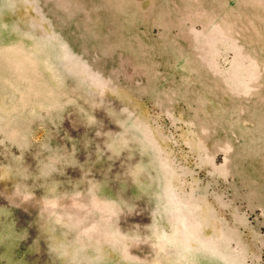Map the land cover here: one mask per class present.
I'll use <instances>...</instances> for the list:
<instances>
[{"label":"rangeland","instance_id":"obj_1","mask_svg":"<svg viewBox=\"0 0 264 264\" xmlns=\"http://www.w3.org/2000/svg\"><path fill=\"white\" fill-rule=\"evenodd\" d=\"M93 183L136 264H264V0H0V264H61L43 199L74 243Z\"/></svg>","mask_w":264,"mask_h":264},{"label":"clouds","instance_id":"obj_2","mask_svg":"<svg viewBox=\"0 0 264 264\" xmlns=\"http://www.w3.org/2000/svg\"><path fill=\"white\" fill-rule=\"evenodd\" d=\"M7 7V6H6ZM16 29H13L15 32ZM20 44L17 42L12 47H19ZM97 95L100 96V90L94 88ZM90 123H94V119ZM128 129L125 128V133ZM6 142L11 146L19 147L13 142L12 137H6ZM109 149L114 153L126 147V141L123 140V136L114 140L108 145ZM65 157H50L49 162L44 164L41 168L40 175L44 178L50 176L54 171V165L59 163L61 160H65ZM143 169L137 167L131 172V176L135 183L139 185V176ZM144 189L143 185H139ZM100 190V186L93 183L90 201L92 212L98 215L99 219L86 233H84L83 239H78L74 243H66L63 240L57 239L53 234L55 232V226L61 224V218L56 216L53 209L57 206V202L54 199H43L47 201L44 205L47 212L45 223L43 226V232L45 235L46 242L49 246V252L61 261V264H136L132 260L131 249L138 246L144 241L138 234H126L122 233L117 227L118 217L121 215L122 208L126 207V204L117 203L115 201H101L95 193ZM22 202L26 203L32 199V194H28L27 199L21 197ZM42 201V202H43ZM53 202L55 207H53ZM169 205L171 209L179 213V207L175 202V199H169ZM76 207H82V205L76 204ZM178 223H184L182 219L178 220ZM64 227H70V225H63ZM161 248L167 246V241H161ZM204 253L201 249L195 247L184 246V251L181 255V259L185 264H198Z\"/></svg>","mask_w":264,"mask_h":264}]
</instances>
